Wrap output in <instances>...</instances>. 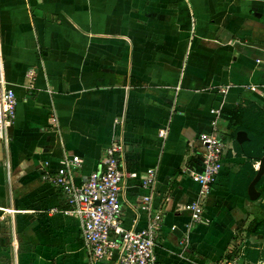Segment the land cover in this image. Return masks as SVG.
Segmentation results:
<instances>
[{
    "label": "crops",
    "instance_id": "0c3cea01",
    "mask_svg": "<svg viewBox=\"0 0 264 264\" xmlns=\"http://www.w3.org/2000/svg\"><path fill=\"white\" fill-rule=\"evenodd\" d=\"M0 78L18 98L0 140V264H87L80 221L42 174L77 154L82 182L113 142L138 174L122 182L127 228L147 225L141 176L158 168L157 264H264V177L250 199L259 160L244 153L264 144L224 114L264 124V0H0ZM204 132L226 140L205 195L186 170H201Z\"/></svg>",
    "mask_w": 264,
    "mask_h": 264
},
{
    "label": "built area",
    "instance_id": "2783aa9c",
    "mask_svg": "<svg viewBox=\"0 0 264 264\" xmlns=\"http://www.w3.org/2000/svg\"><path fill=\"white\" fill-rule=\"evenodd\" d=\"M18 98L15 90L0 78V140L9 141L10 128L17 115ZM215 115L221 109H212ZM57 116L52 121L57 123ZM215 122V121H214ZM163 133H166L165 131ZM199 139L204 154L198 167L187 168L190 177L198 182L201 193L207 194L218 177L224 163L225 138L217 132L201 133ZM123 145L113 142L106 149L104 165L93 171L82 182L76 181L75 172L82 166V158L73 154L66 156L60 168L50 171L44 168L42 179L59 188L74 214L80 221L82 241L87 254V264H157L156 247L159 231L164 224V211L153 206L158 184V168H149L141 176L142 187L149 193L142 198L141 208L147 214V225L142 229L124 225L120 193L122 182L128 175L138 177L136 172L127 173L121 166ZM195 222L210 223L203 213L202 203L193 201L187 206ZM224 264H247L241 256H235Z\"/></svg>",
    "mask_w": 264,
    "mask_h": 264
},
{
    "label": "trees",
    "instance_id": "16d2710c",
    "mask_svg": "<svg viewBox=\"0 0 264 264\" xmlns=\"http://www.w3.org/2000/svg\"><path fill=\"white\" fill-rule=\"evenodd\" d=\"M224 114L230 117L233 124H238L240 125V128H244V129H248L252 131V135L250 139L252 142L259 143L262 145L264 144V124L260 128H258L256 119H252L250 122H246V121L244 122V120L241 117L242 114L240 116L236 115L235 112H232V113L224 112ZM240 119L243 121H241ZM244 153L248 156V158H256V160L260 159L259 156H256L253 153H249L246 151Z\"/></svg>",
    "mask_w": 264,
    "mask_h": 264
},
{
    "label": "water",
    "instance_id": "95a60500",
    "mask_svg": "<svg viewBox=\"0 0 264 264\" xmlns=\"http://www.w3.org/2000/svg\"><path fill=\"white\" fill-rule=\"evenodd\" d=\"M237 142L243 144L245 141L249 140V136L247 131L245 130H238L236 135ZM264 177V155L259 159V166L256 170V173L249 184L248 187V195L249 198L252 200H257L261 196V192L257 188V184L260 180Z\"/></svg>",
    "mask_w": 264,
    "mask_h": 264
}]
</instances>
